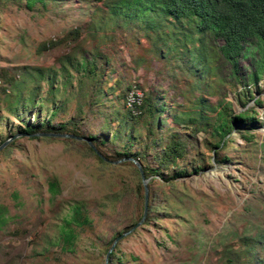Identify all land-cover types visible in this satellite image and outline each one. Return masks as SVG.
Wrapping results in <instances>:
<instances>
[{"label":"rangeland","instance_id":"rangeland-1","mask_svg":"<svg viewBox=\"0 0 264 264\" xmlns=\"http://www.w3.org/2000/svg\"><path fill=\"white\" fill-rule=\"evenodd\" d=\"M25 1L0 0V88L12 90L11 80H23L27 67L56 68L63 55L79 46L90 49L96 42L103 53L95 56V61L105 73L98 99L93 106L86 102L80 107L90 84L79 88L74 78V87L64 94L60 79L56 99L66 112L56 120L67 121L83 108L82 127L87 135L104 131L108 137L112 134L115 144L102 149L112 157L117 156L114 151L118 146L123 152H150L157 159L167 148L169 130L186 131L184 125L176 126L172 120L182 101L173 91V83L182 85L183 78L190 77L179 72L171 77L170 67L156 59L141 61L153 58L148 42L137 41L128 27L100 29L98 36H86L93 20L95 24L101 14H107L106 7L112 0H50L33 10L25 7ZM75 30L85 39L76 41L75 34L68 35ZM50 39L63 41L42 51L41 44ZM239 65L245 76L253 62L241 59ZM38 80L42 95L48 96V82ZM134 83L151 93L153 104L163 112L155 117L151 113L140 118L127 115L125 120L133 125L131 136L117 120L127 114L124 91ZM257 88L253 98L262 102L258 106L254 99L246 106L238 102L242 84L234 80L224 84L221 95L232 103L234 115L256 110L262 124L252 130L254 140L248 143L246 131L235 127L219 149V161L210 162L213 151L218 150L211 145L218 138L206 131L194 136L185 159L177 160L189 174L174 180L150 179L154 209H148L143 224L115 247L114 253L123 260L113 264H219L223 256L239 250V237L264 228V150L259 146L264 141V79L257 82ZM216 99L208 96L207 102L213 104ZM11 100L15 98L0 99V129L9 126L0 132V139L22 125L8 109ZM118 113L123 114L119 117ZM32 116L33 112L25 114L23 121L29 118L31 122ZM148 127H152L149 133ZM14 140L15 144L0 150V204L9 209L8 224L0 227V264H105L107 243L128 230L143 213L144 202L137 195L141 184L137 166L129 161L101 163L85 144L87 141L28 136ZM197 155L204 158L207 167L194 173L191 170L198 165ZM142 157L143 162L166 175L172 174L177 163L164 154L163 163L170 164L158 167L153 156ZM52 180L59 183L57 194L52 193ZM81 204L93 224L78 230L77 244L65 252L57 242L61 224L72 206Z\"/></svg>","mask_w":264,"mask_h":264},{"label":"trees","instance_id":"trees-1","mask_svg":"<svg viewBox=\"0 0 264 264\" xmlns=\"http://www.w3.org/2000/svg\"><path fill=\"white\" fill-rule=\"evenodd\" d=\"M48 1L50 0H26L24 4L27 9L33 10L37 4H46ZM106 9L107 14H101L95 24H93V20L89 34L86 33L88 38L98 36L97 31L100 29L128 27L133 30L137 41L140 42L143 39L148 42V50L152 53L153 58L144 57L141 61L153 62L156 59L170 67L171 77L175 75V72L190 77V79L183 78L185 82L182 85L173 83V91L179 93L182 101L180 109L173 114L172 120L176 126L182 127L184 125L186 131H172L174 132L172 134L169 130L167 148L162 149L163 155L159 154L157 159V156L150 152L146 154L142 150H137L134 153L123 152L118 146H115L114 151L117 156L112 157L102 150L104 147L108 148L111 144H115L112 134L108 137V133L103 130L104 132L87 135L82 127L83 117H85L83 116V108L67 121L63 118L56 120L58 117L64 116V112H66L64 105L57 103L60 100L56 99V92L60 91V86L57 84L60 79L64 94L74 87L72 85L75 84L74 78L77 79L79 88H82L84 84H90L83 92L86 101L83 94L79 98L80 101L84 99L80 107L86 105V102L87 105L93 106L95 99H98L97 95L101 93L98 89L102 85L100 83L103 81L105 73L95 61V56L99 58L103 53L99 48L100 44L95 42L90 49L79 46L71 54L60 57V66L56 68L31 69L27 67L25 70L27 69L28 72L23 73V80L18 81L16 77L11 80L12 90L6 87L0 88V99L11 96L15 98V100L8 101V109L17 115L22 122V125L15 127L16 132H10L8 136L0 139V145L17 133H21L22 137L28 136L30 138H34L30 135L44 132L81 135L90 138L96 148L110 161L134 157L143 165L148 178L159 177L160 180H174L189 174L188 168L179 166L178 161L185 159L184 157L188 154L187 146L192 144V138L198 133L206 131L218 138L211 145V149L218 148V150L213 151L210 162H213L214 159L219 161V149L224 147L227 142L226 137H229L233 128L237 127V129L246 131L244 138L247 139L248 143L254 140L255 136L251 132L262 124L256 117V110H245L239 115H234L232 103L225 100L224 96L221 97V95L224 84L234 80L238 84H242V89L237 94L240 104L246 106L251 99H254L256 106L262 105L259 99L253 97L257 82L264 79V0H112ZM74 34L76 41L85 39L79 31L75 30L68 33L69 36ZM103 37L107 38L106 35ZM62 41L50 39L43 42L40 49L42 51L51 49L61 44ZM248 58L252 59L253 65L244 76L239 62L241 59ZM106 59L107 64H109V59ZM38 78L48 82V96L42 95ZM135 84L140 85L138 83L133 85ZM33 85L36 86L33 87ZM133 85H128L124 91L125 95ZM29 86L31 87L29 88ZM257 91L259 92L260 89L257 88ZM150 95L151 93L144 91L143 103L139 107V113L135 114L127 108V114H124L122 119L117 120L124 124L127 130H130L131 136L133 125H129L128 120H125L127 115L130 118H140L151 113L155 117L163 112L162 108L153 104ZM208 96L217 99L213 104H209L207 102ZM44 110H46V116H43ZM30 112H33V120L30 122V119L27 118L23 121V116ZM121 114L123 113H118V116L120 117ZM1 117L0 114V124ZM113 120L111 118V121ZM8 127L6 124L4 129ZM151 128L148 127V133ZM4 129H0V132ZM1 136H3L2 133ZM37 137L60 138L61 136L40 135ZM15 142V140L11 141L5 149ZM85 144L101 163L110 165L89 142ZM135 144L137 143L135 142ZM259 146L264 150V141H261ZM164 154L169 155L173 161L178 160L177 163L173 164L174 170L171 175L162 173L158 168L152 167L149 162H143L142 159V156L148 159L150 155L153 156L154 160H157L158 167H167L170 162H167V165L165 162L163 163ZM226 157L225 160H227ZM197 159L198 165H195V168L191 170L194 173H198L207 167L204 158L198 156ZM129 162L137 166L136 163ZM137 169L141 176L138 166ZM50 185L52 186V193L57 194L60 191L58 181L52 180ZM148 185H150V181ZM137 195L142 198L145 204V186L142 176L141 184L137 188ZM149 200L148 209L151 212L154 209L152 206L153 195L149 196ZM144 204L142 215L131 226L127 227L128 230L143 217ZM8 221L9 209L0 204V227H5ZM92 224L93 221L86 214L83 204L72 206L68 216L63 219L59 231L57 242L62 244L61 249L65 252L67 249H72L79 239L77 231ZM121 234L123 232L117 233L107 243V253L115 239ZM239 241L241 243L239 250H233L230 255L223 256V260L219 264H264V228L258 229L253 234L239 237ZM260 251L263 253L262 255H260ZM116 260L122 262L123 259L113 252L109 264H113Z\"/></svg>","mask_w":264,"mask_h":264},{"label":"water","instance_id":"water-1","mask_svg":"<svg viewBox=\"0 0 264 264\" xmlns=\"http://www.w3.org/2000/svg\"><path fill=\"white\" fill-rule=\"evenodd\" d=\"M40 135H48V136H61V137H64V138H71V139H75V140H82V141H87L89 142V144L91 146H93V148L96 150V152L102 157L104 158L108 163L110 164H119L123 161H132L134 163L137 164V166L139 167L140 171H141V176H142V181H143V184L145 186V204H144V214H143V217L132 227L130 228L129 230L125 231V233L121 234L120 236H118L114 243L112 244V246H110L109 248V251L108 253L106 254V260H105V264H109V261H110V257L112 255V253L115 251V247L118 246V244L125 239L126 236L130 235L131 233H133L138 227H140L143 222L145 221L146 219V216H147V213H148V204H149V196H150V189H149V181H150V178H148L145 174V171H144V167L143 165L139 162L138 159H135L134 157H125L124 159H121V160H117V161H110L109 159H107V157L105 155H103L97 148L96 146L94 145L93 141L88 138V137H85V136H76V135H72V134H64V133H50V132H44V133H37V134H34V135H30V136H34V138H36L37 136H40ZM22 137L23 135L21 133H17V134H14L13 136H11L10 138H8L6 141H4L1 145H0V150H2L4 147H6L11 141H13L15 138L17 137Z\"/></svg>","mask_w":264,"mask_h":264},{"label":"built area","instance_id":"built-area-1","mask_svg":"<svg viewBox=\"0 0 264 264\" xmlns=\"http://www.w3.org/2000/svg\"><path fill=\"white\" fill-rule=\"evenodd\" d=\"M144 91L139 88L137 84L127 92L125 96V104L127 108L131 109L135 114L139 113V107L143 103Z\"/></svg>","mask_w":264,"mask_h":264}]
</instances>
